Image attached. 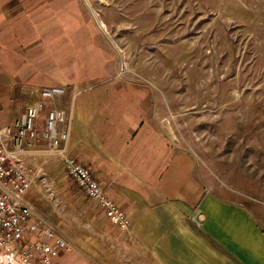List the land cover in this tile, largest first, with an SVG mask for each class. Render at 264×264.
I'll use <instances>...</instances> for the list:
<instances>
[{"label":"crops","instance_id":"crops-1","mask_svg":"<svg viewBox=\"0 0 264 264\" xmlns=\"http://www.w3.org/2000/svg\"><path fill=\"white\" fill-rule=\"evenodd\" d=\"M77 2L0 0V123L14 124L30 106L44 103L37 138L29 146L11 142L9 149L17 166L24 157L30 164L31 221L43 220L73 244L57 263L264 264V207L232 203L199 178L192 155L162 129L164 112L147 89L108 76L114 67L107 62L97 77L82 74L77 59L60 61L51 74L44 66L37 70L43 48L51 56L90 45L100 57L112 56L92 20L72 15ZM70 20L76 28L64 30ZM88 48L81 51L84 60ZM52 85L65 86V93L43 97L42 88ZM51 110L65 114L57 122L56 144L44 136ZM67 157L90 168L128 218L125 226L112 222L77 185ZM43 167L58 182L50 202L33 183L32 172Z\"/></svg>","mask_w":264,"mask_h":264},{"label":"rangeland","instance_id":"rangeland-1","mask_svg":"<svg viewBox=\"0 0 264 264\" xmlns=\"http://www.w3.org/2000/svg\"><path fill=\"white\" fill-rule=\"evenodd\" d=\"M74 8L112 56L90 45L51 56L43 48L37 70L51 74L60 61L77 59L82 74L97 77L107 62L108 76L156 98L162 129L192 155L212 191L264 207V0H78ZM70 21L64 30L76 28ZM27 159L18 166L28 174ZM32 173L42 201L53 200L58 182L44 167ZM0 264L21 262L2 253Z\"/></svg>","mask_w":264,"mask_h":264},{"label":"built area","instance_id":"built-area-1","mask_svg":"<svg viewBox=\"0 0 264 264\" xmlns=\"http://www.w3.org/2000/svg\"><path fill=\"white\" fill-rule=\"evenodd\" d=\"M65 90V86L52 85L42 88L41 94L51 98L64 94ZM43 108L44 103L39 102L30 106L14 124L0 123V254H16L21 264H58L60 252L73 248V244L53 226H47L43 220L31 221L33 209L26 195L32 180L14 162V154L9 149L11 142L22 147L31 145V141L37 138L36 118ZM64 116L63 112L56 110L47 114L44 136L54 144L58 137L57 122ZM61 136L66 138L65 133ZM66 169L85 194L97 200L112 222L125 226L128 218L106 195L90 168L73 157H67Z\"/></svg>","mask_w":264,"mask_h":264}]
</instances>
